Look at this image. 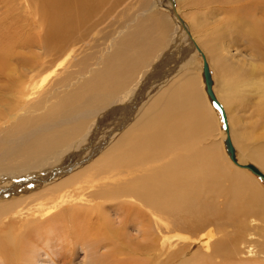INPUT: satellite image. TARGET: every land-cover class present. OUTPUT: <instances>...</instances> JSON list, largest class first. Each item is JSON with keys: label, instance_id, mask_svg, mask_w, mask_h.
I'll return each mask as SVG.
<instances>
[{"label": "bare ground", "instance_id": "obj_1", "mask_svg": "<svg viewBox=\"0 0 264 264\" xmlns=\"http://www.w3.org/2000/svg\"><path fill=\"white\" fill-rule=\"evenodd\" d=\"M26 1L39 30L25 46L37 53L17 66L11 50L0 53V264H56L75 248L82 264H264V222L250 218L264 216L263 189L231 171L212 142L215 107L193 75L197 48L214 70L232 145L229 123L239 117L230 100L264 97V81L228 32L209 43L199 20L183 21L171 3L185 39L152 14L106 57L77 59L119 0ZM228 2L241 3L247 50L264 59V0ZM255 143L239 157L232 145L235 159L264 174V135ZM16 163L38 172L19 175Z\"/></svg>", "mask_w": 264, "mask_h": 264}, {"label": "rangeland", "instance_id": "obj_2", "mask_svg": "<svg viewBox=\"0 0 264 264\" xmlns=\"http://www.w3.org/2000/svg\"><path fill=\"white\" fill-rule=\"evenodd\" d=\"M158 1H160L161 6L159 5L160 7H157L154 11H151L149 9L150 6ZM179 1L119 0V2L116 3V9L114 10V12H112L111 15H105L101 19L99 17L103 16L104 13L100 12L98 15L93 16L92 20L94 21L96 19H101V24L97 28H95V30L93 31L94 33L92 32V35H89L87 40L88 44L85 47L79 46L77 48L76 58H96L101 54H103V57H106L110 52L114 50L115 42L119 38H121L125 33L136 31L137 26L139 25L137 24L138 22L141 21L140 25L143 27H149L151 25L150 20H152L150 19V15L152 14L159 18L162 23H166L165 25H167L175 34V38L177 37V40H183L184 37L182 36V34L185 33V31L180 27L178 22L173 19V15L167 10V7L170 6L171 3H173L178 10L184 12L179 14V17L183 21H188V19L191 17H195L199 20V23L202 27V34L209 43H216L214 41L216 37H218L222 32H224V34L228 32V38L232 37V39H229V43L236 45L231 47V49L239 51V53H237L239 55V60L247 59L245 63H251L258 67L255 72L260 75V83H263L264 61L261 60L264 59H259L256 56L250 55L249 50H247L248 43L244 34L247 30V24L245 23L249 21V17L247 15L242 16L237 13L243 11L241 8L235 9V7H241V3H229V0H189L192 1V5L194 4V8L184 7L183 10H181V4ZM26 2V0H2V3H0V44L5 47H0V53L2 54L7 49L8 51H12L13 55H10L11 59L14 60L11 61L12 66H17V62L15 60L21 59V56H26V53V57H29L28 55L31 56V54L33 53H37V50L34 47L32 49V47L25 46L27 44L32 45L31 43H29L32 42V39L30 38L31 32L33 33L34 31L37 32L39 30L38 27L34 28L35 19H30L29 17H27V14L31 11L30 9H28ZM111 2L114 3V0L109 1V4H113ZM109 4L105 5L102 12H105L109 9ZM257 17H259V15H257ZM223 29H228L229 31H223ZM1 40H4L5 42ZM26 41H28V43ZM21 48L25 49L23 50ZM184 50L190 52L189 48L186 45L184 46ZM199 52L196 49V51L193 53L194 55L192 56L195 61H193L192 63L194 70L193 75L196 77L197 85L201 88L202 93L208 100V97L205 93V86L202 80L203 60L201 55L203 56L205 61L206 59L204 56L205 54L203 53L204 51L202 52L201 50H199ZM207 64L209 66V63ZM241 67H243L244 71H241L240 73H246L247 69H249L248 66H241V64H239L237 65L238 72ZM208 68L213 83L212 91L214 96L216 97L218 83L216 82V79L214 77V70L211 67ZM30 76H32V74H30ZM239 76L240 75L236 76L234 79L236 81L239 80ZM38 91V89H35V95L33 94L31 98L36 97V93H38ZM230 101L231 103L235 104V109L238 110V116L236 115V119L238 117L239 118L237 119L238 121L235 125L229 123V136L236 154L239 157V155L242 154L247 155L249 150L252 151V149L257 144H259L255 142H259L262 139V135H264V97H262V93L257 94L256 92H254L253 94L247 95L246 98L244 96L241 98V95H238V97H235ZM219 104L223 107V103L219 102ZM213 116H215L216 121L215 126L212 128V142H216V144L219 146L220 154L223 157L224 161H226V163L229 165V168H231L230 170L248 175L254 181L258 182V185L263 189L264 192V183L262 181L253 176L249 171H242L241 168L236 167L230 161L223 143V141H225L226 139V135L223 132L221 116L216 108H213ZM19 117H21V115H19ZM244 150L247 153H245ZM34 165L35 163L32 164L35 170L31 168L30 164L21 165L20 163L12 164L10 166V169L20 173L19 175L22 174L26 176L27 174L28 176H31L33 175V173L38 172L37 168H35ZM243 165H253L258 168L255 162L248 158L245 160V164ZM250 218L257 220V224H259V227L262 225L261 222H264L263 215L250 216ZM256 233L260 234V231H256ZM83 256L84 254L79 248H75L72 253L61 250V253L58 255L59 259L54 258V263L61 264L62 261V264H82L84 262Z\"/></svg>", "mask_w": 264, "mask_h": 264}, {"label": "water", "instance_id": "obj_3", "mask_svg": "<svg viewBox=\"0 0 264 264\" xmlns=\"http://www.w3.org/2000/svg\"><path fill=\"white\" fill-rule=\"evenodd\" d=\"M197 51H199V50L197 49ZM201 57L203 58L202 55H201ZM202 76H203V80H204V84H205L206 93H207L209 99L211 100V102L213 103L214 107L219 111V113L221 115V119H222V123H223L224 130L227 132V121H226L225 113L223 112L222 107L219 105V103L215 99V97L213 95V92L211 90V85H212L211 76H210V72H209L207 63L204 60V58H203V65H202ZM224 145H225L226 153L229 156V159L235 165H237V166H239V167H241L243 169H247L254 176H256L257 178H259L264 183V175L257 168H255L252 165L240 166V165L237 164V161L235 159L234 149H233V147H232V145H231V143H230V141H229L228 138L225 140Z\"/></svg>", "mask_w": 264, "mask_h": 264}]
</instances>
